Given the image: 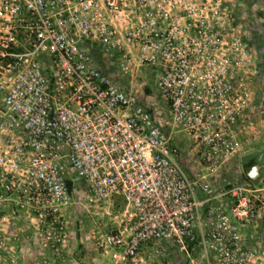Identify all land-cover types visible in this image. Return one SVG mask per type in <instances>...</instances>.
I'll use <instances>...</instances> for the list:
<instances>
[{
  "label": "built area",
  "instance_id": "built-area-1",
  "mask_svg": "<svg viewBox=\"0 0 264 264\" xmlns=\"http://www.w3.org/2000/svg\"><path fill=\"white\" fill-rule=\"evenodd\" d=\"M95 46L122 74L154 71L196 172ZM260 80L237 0H0V206L59 236L73 173L90 201L124 202L121 228L97 240L106 264L172 249L189 264H264L248 239L264 229V182L228 175Z\"/></svg>",
  "mask_w": 264,
  "mask_h": 264
},
{
  "label": "rangeland",
  "instance_id": "rangeland-1",
  "mask_svg": "<svg viewBox=\"0 0 264 264\" xmlns=\"http://www.w3.org/2000/svg\"><path fill=\"white\" fill-rule=\"evenodd\" d=\"M238 20L245 37L255 53L261 69V80L255 89L252 106L242 118L239 130L240 150L230 162L231 177L247 175L246 166L258 164L264 182V0H237ZM93 61L112 82L132 91L153 112L156 121L179 146V158L188 172H196L200 165L193 145L168 120L169 110L155 90L153 76L146 68L134 76L122 74L114 60L105 57L98 47L91 50ZM224 175V174H223ZM72 202L65 209L64 231L61 235H39L34 222L25 215H14L0 206V264H98L97 240L122 226L124 202L116 197L110 203L88 199V187L71 173ZM5 209V210H2ZM7 214L6 217H2ZM52 234V233H51ZM250 243L264 248V229L248 235ZM60 250V253H58ZM143 264H189L178 251L160 256L144 255Z\"/></svg>",
  "mask_w": 264,
  "mask_h": 264
},
{
  "label": "water",
  "instance_id": "water-1",
  "mask_svg": "<svg viewBox=\"0 0 264 264\" xmlns=\"http://www.w3.org/2000/svg\"><path fill=\"white\" fill-rule=\"evenodd\" d=\"M246 172L251 179H256L257 176L259 175V165L258 164L251 165L249 169L246 170Z\"/></svg>",
  "mask_w": 264,
  "mask_h": 264
},
{
  "label": "crops",
  "instance_id": "crops-1",
  "mask_svg": "<svg viewBox=\"0 0 264 264\" xmlns=\"http://www.w3.org/2000/svg\"><path fill=\"white\" fill-rule=\"evenodd\" d=\"M147 69V71L153 76V79H154V81H155V79H156V76H155V74H154V71L153 70H151V69H148V68H146ZM155 83V82H154ZM140 99V98H139ZM141 100V99H140ZM142 102H143V100H141ZM144 103V102H143ZM145 104V103H144ZM145 105H147V104H145ZM166 107H167V109H168V106L166 105V104H164ZM148 106V105H147ZM249 169V168H248ZM247 170V169H246ZM171 251V250H170ZM172 251H176V250H173L172 249ZM96 256H97V259H98V264H106L105 263V261H103L102 259H101V256H100V254H99V251L97 250V254H96Z\"/></svg>",
  "mask_w": 264,
  "mask_h": 264
},
{
  "label": "trees",
  "instance_id": "trees-1",
  "mask_svg": "<svg viewBox=\"0 0 264 264\" xmlns=\"http://www.w3.org/2000/svg\"><path fill=\"white\" fill-rule=\"evenodd\" d=\"M251 165L246 166L245 168L248 169ZM70 186H71V182H69Z\"/></svg>",
  "mask_w": 264,
  "mask_h": 264
}]
</instances>
